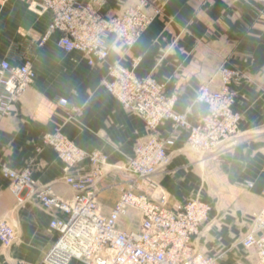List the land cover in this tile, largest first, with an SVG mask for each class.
Returning a JSON list of instances; mask_svg holds the SVG:
<instances>
[{
	"label": "crops",
	"instance_id": "0c3cea01",
	"mask_svg": "<svg viewBox=\"0 0 264 264\" xmlns=\"http://www.w3.org/2000/svg\"><path fill=\"white\" fill-rule=\"evenodd\" d=\"M138 1L107 0L104 12L113 14ZM148 3L149 11L159 12L135 43L126 47L110 36L106 62L92 67L80 53L61 49L57 33L41 46L33 44L50 23L49 11L33 10L28 0H0V60L13 65L30 60L36 71L34 85L21 95L12 114L0 118V160L15 169L28 165L37 184L69 198L73 190L63 180V164L52 147L39 145L41 135L58 128L79 147L101 151L115 164L125 163L147 133L143 120L102 85L107 64L131 68L138 59L136 75L165 82L167 93H178L175 109L187 112L192 121L207 111L196 101L198 87L210 82L218 88L221 65L238 68L242 76L232 85L242 114L238 133L215 153L192 150L186 133H177L168 163L151 179L167 193L169 203L200 197L211 205L193 237L197 249L218 256L222 264H236L238 258L253 264L242 251L240 235L264 203V0ZM39 58L45 74L37 66ZM170 130L169 121L158 128L162 136ZM127 184L111 175L97 184L104 213L116 200L105 203V197H118ZM0 220L17 232L11 247L0 245V264H38L56 237L49 231L50 215L37 201L19 206L1 175Z\"/></svg>",
	"mask_w": 264,
	"mask_h": 264
},
{
	"label": "built area",
	"instance_id": "2783aa9c",
	"mask_svg": "<svg viewBox=\"0 0 264 264\" xmlns=\"http://www.w3.org/2000/svg\"><path fill=\"white\" fill-rule=\"evenodd\" d=\"M28 2L35 11L51 13L47 29L33 39V44L41 46L57 33L56 43L61 49L80 53L92 67L106 62L110 36L131 47L159 12L149 11L148 0L123 6L113 14L104 12L107 0ZM137 64L138 59L131 68L109 63L102 79L107 92L122 107L138 115L147 130L124 166L118 167L132 181L108 213L103 212L97 200L96 188L107 156L98 150H84L58 128L41 135L39 145L50 146L57 153L63 164V180L73 190L71 197L57 195L50 186L37 184L28 165L15 169L0 160V175L9 181L16 201H37L50 215L49 231L55 232L56 237L39 264H70L72 260L81 264H220L193 245V237L208 219L211 205L200 197L169 203L167 193L151 177L168 163V149L174 145L177 133L184 131L187 145L202 153L222 151L238 133L242 114L236 109L232 85L242 72L221 65L216 73L218 88L210 82L201 84L196 101L206 105L207 111L192 121L187 112L175 109L178 93H167L165 82L154 76L136 75ZM35 80L32 61L13 65L0 60V118L12 114L21 95ZM58 103L67 105L63 99ZM70 110L78 112L79 108L71 106ZM165 121L171 123V130L162 136L158 128ZM129 209L138 213L140 224L137 229L124 230L119 223ZM16 239L15 228L0 220V245L9 248ZM243 245H258L259 257L264 261V238H257L251 231L244 237Z\"/></svg>",
	"mask_w": 264,
	"mask_h": 264
},
{
	"label": "rangeland",
	"instance_id": "374dc122",
	"mask_svg": "<svg viewBox=\"0 0 264 264\" xmlns=\"http://www.w3.org/2000/svg\"><path fill=\"white\" fill-rule=\"evenodd\" d=\"M235 2H239V3H242V4H245L247 3L249 0H234ZM138 2L136 3H129V5H126V6H132V5H136L138 4ZM158 10V9H157ZM120 11V10H119ZM159 11V10H158ZM61 56V55H60ZM61 59H67V57H60ZM71 57H68V59H70ZM71 60V59H70ZM37 63V66L40 70H42L43 72L46 71V65L40 60V58L36 61ZM46 72H44L45 74ZM47 75V74H46ZM147 134V133H146ZM205 153H210V152H205ZM215 153V152H214ZM106 155V154H105ZM127 162V161H126ZM125 162V163H126ZM125 163H110L107 159L105 165H104V170H103V176L101 179H99L97 181V184L105 177H107V175H111L112 177H120L121 176V179H123L125 182H127V186L125 188H128L129 185H130V182L132 181V178H130L129 175L125 174L124 172H122V170L118 169V167H123ZM117 167V168H115ZM144 183V184H143ZM142 185L144 186L146 182H143ZM97 184H96V187H97ZM123 188V189H125ZM97 194H98V191H97ZM120 196V194H119ZM118 196V197H119ZM117 197V193L116 195H111V196H107L105 197V200L104 202H110L114 199L115 202L117 201L118 199ZM98 200V199H97ZM99 202V201H98ZM114 202V203H115ZM25 203V202H24ZM24 203H19L17 202V204L20 206V205H23ZM101 205V204H100ZM113 206V205H112ZM102 207V206H101ZM263 207H264V203L263 205L260 207L259 210H257L255 213L252 214L251 216V219L248 220V225H247V228L246 230L240 235V244L242 246V251L244 252V254L249 258L251 259L252 263L253 264H264V261L260 259L259 257V248H258V245H253L249 248L245 247L243 245V239L244 237L247 235V233L251 232V231H254V233L256 234L257 238H264V213L262 212L263 210ZM102 210H103V207H102ZM121 223H119V227L121 229H124V230H132V229H137L139 227V224H140V219H139V216H138V213L134 210V209H129L128 210V213L126 216L122 217V219L120 220ZM15 231H16V228H15ZM17 233V232H16ZM193 245L195 246L194 242H193ZM200 250V249H199ZM201 251V250H200ZM203 252L204 254H206L207 256H210V257H213L215 258V255H208L207 253H205L203 250L201 251ZM217 261L222 264L219 259H218V256L216 257ZM40 263V262H39ZM38 263V264H39ZM236 264H243V261L241 259H237V263Z\"/></svg>",
	"mask_w": 264,
	"mask_h": 264
},
{
	"label": "bare ground",
	"instance_id": "6f19581e",
	"mask_svg": "<svg viewBox=\"0 0 264 264\" xmlns=\"http://www.w3.org/2000/svg\"><path fill=\"white\" fill-rule=\"evenodd\" d=\"M160 172V171H159ZM131 178V177H130Z\"/></svg>",
	"mask_w": 264,
	"mask_h": 264
}]
</instances>
